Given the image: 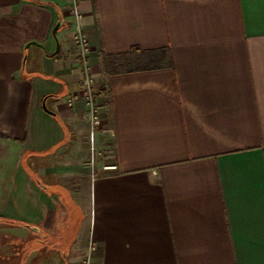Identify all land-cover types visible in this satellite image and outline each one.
Returning a JSON list of instances; mask_svg holds the SVG:
<instances>
[{
  "label": "crops",
  "instance_id": "crops-1",
  "mask_svg": "<svg viewBox=\"0 0 264 264\" xmlns=\"http://www.w3.org/2000/svg\"><path fill=\"white\" fill-rule=\"evenodd\" d=\"M0 226L7 264H264V0H0Z\"/></svg>",
  "mask_w": 264,
  "mask_h": 264
},
{
  "label": "built area",
  "instance_id": "built-area-1",
  "mask_svg": "<svg viewBox=\"0 0 264 264\" xmlns=\"http://www.w3.org/2000/svg\"><path fill=\"white\" fill-rule=\"evenodd\" d=\"M76 40L78 42V46H80V54L82 56V59L84 61V79H83V83L82 85H84V90L86 93V98L88 99V103L90 105V112H89V117L91 119L92 125L94 127H96L97 125H99L100 119L98 116V112L96 110V106H95V101H94V92H93V87H92V83H93V77L91 75V72H89V66L87 64V55L90 51V46H88L89 42L87 37L85 36L84 33H82V29L80 28V25L78 26L77 32H76ZM73 100V99H72ZM72 102V101H71ZM115 167V166H113ZM88 264V263H87Z\"/></svg>",
  "mask_w": 264,
  "mask_h": 264
},
{
  "label": "rangeland",
  "instance_id": "rangeland-1",
  "mask_svg": "<svg viewBox=\"0 0 264 264\" xmlns=\"http://www.w3.org/2000/svg\"><path fill=\"white\" fill-rule=\"evenodd\" d=\"M110 144L108 143L107 145V161L108 162H112L113 160V157H112V148H110ZM1 227V226H0ZM9 228V227H8ZM7 230V229H6ZM5 228L2 230H0V239L2 238V234L5 233ZM56 242L55 241H52V243L49 244V249H47V252H45L44 254H46V258H47V261L48 263H50L52 260H54L53 258H56L58 259V256L57 257H54L55 255H58V245H55ZM26 250V249H25ZM64 251V252H63ZM65 252H67V250L65 251L64 249L62 250V254L65 255ZM12 262V261H11ZM19 262L17 260L13 261V264H18ZM0 264H7L6 260H4L2 258V256L0 257ZM10 264V263H9Z\"/></svg>",
  "mask_w": 264,
  "mask_h": 264
},
{
  "label": "water",
  "instance_id": "water-1",
  "mask_svg": "<svg viewBox=\"0 0 264 264\" xmlns=\"http://www.w3.org/2000/svg\"><path fill=\"white\" fill-rule=\"evenodd\" d=\"M59 27H60V25L57 24V25L54 27V29H53V33H52V34H53L55 37H56V34H55V33H57ZM35 43H36L35 41H31V42H29V43L27 44V46H30L31 44H35Z\"/></svg>",
  "mask_w": 264,
  "mask_h": 264
}]
</instances>
